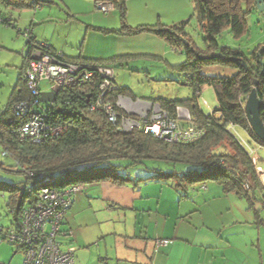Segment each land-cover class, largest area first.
Returning a JSON list of instances; mask_svg holds the SVG:
<instances>
[{
  "label": "trees",
  "instance_id": "16d2710c",
  "mask_svg": "<svg viewBox=\"0 0 264 264\" xmlns=\"http://www.w3.org/2000/svg\"><path fill=\"white\" fill-rule=\"evenodd\" d=\"M128 1L94 0L96 8L99 3L104 2L111 3L115 10L121 11L120 29H100V31L125 36L153 33L164 38L176 52L179 45L185 44L187 53L193 60L181 67V72L188 74V80L184 86L191 91L189 98L175 101L161 98L156 99L155 102L173 119H176L178 108L187 110L192 122L202 130V136L192 142L172 143L151 134H145L142 129H134L130 133L123 132L119 125L109 121L104 109H94L99 90V81L96 80L83 87L62 92L58 104L56 102L54 107L46 104L47 108H50L46 123L51 129L62 128L59 134H51L39 144L29 139H20L21 129L27 123V119L17 117L13 108L31 99V93L23 75L32 44L38 42L32 30L19 31L22 34L26 32L31 34L29 42L27 41L30 50L24 57L19 83L8 108L0 109V145L4 153L15 160L17 169L22 168L20 173L13 172L24 176V179L15 184L0 181V192L11 194L7 209L13 218L10 228L0 226L1 228H16L22 212L27 206L39 201L38 191L46 187L63 192L72 186L85 188L99 183L122 186L151 180L174 181L176 188L183 195L187 194L191 185L199 183L203 187L207 182H215L222 188L223 193L234 194L244 199L249 209L256 211L260 219L255 205L256 202H264V184L253 163V156L248 153V148L240 143V137L242 139L243 137L238 132V128L260 146H264L253 133L245 112L246 100L252 90L256 89L262 102L264 120V45L258 47L249 58L239 50L228 47L220 49L217 42V37L227 29L236 39H241L248 34L249 16L254 11L260 12L256 0H192L200 30L206 34L204 40L207 48L206 55L197 51L186 33L185 27L189 22H182L171 27L161 24L144 25L136 29L129 27L125 21ZM5 3L12 9L36 10L49 1L5 0ZM1 19L2 24L17 28V25L13 24L15 21L11 18ZM48 46L50 51L57 52L50 45ZM64 59H67L65 55ZM123 59L119 57L108 61L67 60L111 67L110 63ZM243 61L247 63V69L242 66ZM211 67L229 68L236 70L237 73L231 78H213L204 75L203 70ZM256 82L258 85L255 84ZM119 86L118 92L109 100L113 101L118 95H131L130 91L120 84ZM204 86L211 87L216 95L218 106L212 113L203 109L201 92ZM182 126H188V124L182 123ZM232 128H235L236 132ZM116 160L128 161L130 166H144L146 161L155 160L181 165L185 169L174 172H165L160 169L154 176L133 180L130 174L121 173L120 170L123 167L115 165L113 161ZM63 171H65L64 175H58ZM29 185H33L32 192H23L22 189ZM75 198L76 195L74 197L72 195L73 204ZM71 209L62 222L63 232H68L65 226ZM2 237L3 234H0V243H2ZM64 240L70 242L74 238L60 239L62 245Z\"/></svg>",
  "mask_w": 264,
  "mask_h": 264
},
{
  "label": "crops",
  "instance_id": "0c3cea01",
  "mask_svg": "<svg viewBox=\"0 0 264 264\" xmlns=\"http://www.w3.org/2000/svg\"><path fill=\"white\" fill-rule=\"evenodd\" d=\"M181 1L184 3L182 2L176 9L175 24L187 20V14L193 7L187 0ZM91 8L89 13L78 12L77 16L87 14L93 18L98 16L102 18L99 21L101 23L90 21V23L83 24L84 27L81 26L74 33L78 34L75 38L71 31L66 32V28L61 29L60 34L56 35L59 25L65 23L69 27L73 24L74 21H70L74 18L72 15L70 18L66 16L52 18L50 13L44 11L34 17L40 26L34 34L32 31V34L38 43L50 45L54 50L62 52L69 60L108 61L123 57V60L109 65L115 69L117 82L131 93V95H126L129 98L127 103L135 105L139 102V98L135 97L128 82L129 75L145 73L149 80H153L152 68L154 66L152 64L150 66L149 63H157L158 67L167 71L173 68L170 60L174 54L169 51V45L164 38L147 32L138 35L133 41H143L149 44V51L123 53L119 46L122 39H127L128 36L100 31V29H120L119 14L114 12L110 15L109 13L100 15L94 13ZM130 8L131 6L129 10ZM16 10L9 8L7 11H0V17L4 16L6 19L11 17L14 20L12 12ZM114 11L117 10L114 9ZM172 12L173 10L168 8L167 12L163 13L167 14L169 19ZM24 15L29 17L31 12L24 13ZM14 21L13 24L17 25L16 20ZM55 23L57 29L53 28V33L47 32L46 29ZM163 23V17L160 16L158 21L155 19L145 21L141 23V26ZM28 28L30 27L26 26L25 30ZM19 31L23 30L19 29ZM98 37L111 40L114 45L110 47L111 49L106 47L102 51L89 49ZM75 39L78 41L75 42ZM29 50L26 44L22 50L23 57L28 54ZM141 61L145 63L139 64ZM162 62H165V65ZM23 64L19 68L20 72ZM120 66L122 68L127 66V68L119 71L117 67ZM203 73L213 78H231L237 72L229 68L211 67L204 69ZM158 80L163 79L161 77ZM210 89L212 88L204 86L201 97L203 98ZM189 96L188 94V97L163 99L175 101L189 98ZM151 98L147 100L155 102L156 99H161L155 95ZM136 108H133V111L135 110L133 113L138 114L141 109ZM255 153L259 158L258 166L261 167L262 157L256 151ZM166 183L169 182L166 181ZM166 185L161 181L152 180L122 186L112 183L86 186L81 193L76 195L65 226L66 231L73 233L74 240L70 242L64 240L63 249L65 250L69 244L76 249V264H264L263 222L259 221L253 228L241 229L244 236L239 241L231 239V235L236 232L235 228H228L226 231L227 226L244 224L235 220L232 213L233 204L236 203L234 199L245 201L244 199L234 194L227 195L223 193L220 186H212L211 183L201 186L200 192L194 193L191 197L179 192L175 182L170 186L172 189ZM260 203L264 205V202L260 201ZM248 210L254 211L249 209V205ZM222 212L229 216L230 225L219 220ZM159 239L170 240L171 244L157 252L155 242ZM13 248L7 243H0V263L23 264V253ZM20 253L22 257L19 256Z\"/></svg>",
  "mask_w": 264,
  "mask_h": 264
},
{
  "label": "rangeland",
  "instance_id": "374dc122",
  "mask_svg": "<svg viewBox=\"0 0 264 264\" xmlns=\"http://www.w3.org/2000/svg\"><path fill=\"white\" fill-rule=\"evenodd\" d=\"M47 1H49V3L44 4L42 8L36 10L25 9L23 11L22 10L18 11L15 9L16 11L12 12V15H13V19L16 20L17 22V27H18L17 29L13 27H6L7 25L0 23V109L1 110H6L9 106L10 99L19 83V78H20L19 68L22 66L24 61L22 50L23 48H25L27 44V38L25 37L24 34L19 32V29L23 30L24 32L26 26H29L30 28H28L27 30H32L34 34L35 30H37V28H39L40 26L34 17H37V14L38 13L41 14L43 11L50 13L52 15V18H59L65 16L70 18L71 15L72 17H74L70 20L74 22L69 27H67L68 25L64 23L59 25L57 29L55 23V25H52V27L46 29L47 32L50 33L54 32L53 28L57 29V34H56L57 36L60 34L59 31H61V29L63 28H66L65 29L66 32L69 33V31H71L72 34H74L78 28H80L81 26L84 27L83 24L85 23H90V21H95V23H101L99 21L102 18H99L98 16H96V18L95 16L93 18L90 14H87L85 16H77L79 15L78 12L89 13L90 8L92 7L93 9L92 8L91 9L93 10L94 13H98L100 15H107L99 10H96L97 8L94 0H47ZM187 1L190 2V4H192V0H187ZM182 2L183 1L181 0H129L126 5L127 12H126L125 21L129 27L136 29L142 25L141 24L142 22L151 21L152 19L158 21V18L161 16L163 17V21H164V23L161 25L165 27H171L177 25L174 23V18L177 15L176 9L180 4H182ZM129 6H131L130 10H129ZM168 8H171L173 10L171 14V18L169 19L167 14L163 13L164 11L167 12ZM8 9L9 7H7L5 0H0V11L4 12L7 11ZM27 12H31V15H29V17L27 15H24V13ZM114 12H117V14H119V17H121V11L119 9L117 11L113 10L109 12V15ZM161 12L163 14H160ZM188 13L189 14H187L188 15L187 20L182 21V22H189V24L185 27V31L189 35V38L195 45L197 51H199L203 55H206L207 48L204 42L206 34L200 30L198 19L194 11V7H192ZM0 18L6 19L4 16H1ZM55 20L57 21V19ZM182 22H178V23H182ZM121 23L122 22L120 18V25ZM248 26H249L248 34L241 39H236L228 29L223 31V33L217 37L219 48L221 49L222 47H228L230 49L239 50L242 51L247 57L251 58L252 53L258 47L264 45V14H261L258 11L252 12V14L248 18ZM63 34L65 35L66 33ZM77 35L74 34V38ZM138 35L128 36L127 39L126 38L122 39V42L120 43L119 47L123 53H128L132 51H136V52L149 51L150 49L149 44H146L143 41H133V39L138 37ZM76 40L78 41V39H75V42ZM93 43L94 45H92V47L89 48V49H93V51L94 50L102 51V49L104 48L106 49V47L110 48L112 47V45H114L113 41L107 39H101L100 37L95 39ZM115 44L117 45L116 42ZM173 48H174L173 46L168 47L169 51L174 54V56L170 60L173 68L171 69L169 68L167 69V71H164L165 69L158 67L157 63L148 62L149 65L152 64L154 66V68H152L154 73L153 80H149L148 75L145 73H143L142 75L131 73V75H129L128 82L130 83L131 88L133 89V92L136 95L135 97L139 98V102H137V104L135 105L132 103L133 104L132 106V104L127 103L129 101V98L127 96H124L125 99L122 102V107L128 112V116L133 118L131 119L132 121L140 122L142 116L147 115L148 117H150L152 115H156L160 110H162L161 107L156 102L147 100V99H152L151 97H153L154 95L157 98H169V97H188V94L189 95L191 94L190 89L184 86V84L188 80V74L185 72H181V67L188 64L189 62H192L193 60L189 57L185 44L179 45L177 47L178 52H175ZM144 63H145L144 61H141V63L139 64L143 65ZM162 63L165 65V62ZM149 65L147 66L150 67L151 65L150 66ZM124 68L126 70L127 66L123 68L121 66L117 67L119 71H123ZM117 77L119 78V75H117ZM161 77L163 80L161 81L158 80ZM41 87L44 91H47L51 88V85L47 82H43ZM61 94L62 93L56 95V102L59 101ZM131 102H135V101H131ZM206 102L208 103V106ZM202 104H203V109L206 112H209L217 108L218 103L213 89L208 90L204 94L202 98ZM136 106L137 108L141 109L139 110L138 114L133 113L135 112V110L133 111V108H136ZM186 113L187 111L184 109L181 114L182 118H184ZM126 123H128L126 124L127 128L132 126L129 124L130 122H126ZM238 132L243 137V139L247 141L250 148L255 150L262 157L260 165L264 169V146L259 147L258 144L252 141L249 138V136L245 132L241 131L239 128H238ZM113 163L117 166L119 165L120 167H123L120 170L121 173H123V175L130 174L133 180H136L137 178L146 179L151 176H154L156 175V171L160 169L164 170L165 172H174L176 170L182 171L183 169H185L184 166L181 165H174L169 162H162L155 160L146 161L144 166L143 165L130 166L129 162L125 160H116L113 161ZM16 165L17 164L15 160L12 159L10 156L6 155L0 145V181L8 184H15L17 182H21L24 179V176L19 175L15 172L18 173L22 172V168L17 169ZM259 175L261 177H264V175L262 174ZM157 181H161L167 184L166 185L167 187L173 185L174 182L171 180L167 181L169 183H166V181H162V180H157ZM210 183L213 184L212 186H218L217 183L211 181L207 182L206 185H209ZM170 188L172 189V187ZM200 190H201V184L197 183L191 185L188 189L187 196L191 197L194 193L200 192ZM174 191L175 190H173V193H175ZM10 197H11L10 193L0 192V226L4 228H10L13 222L12 215L7 209V202L10 199ZM234 200H236L235 201L236 203L233 204V208H232V213L234 215V218L235 220L241 221L244 224L230 225L228 222L229 216H227L225 212L221 213V218L219 220L222 221V223H227L230 225V227L227 226L226 231L228 230V228L236 229V232L233 235H231V239L234 241H239L240 238L244 236L241 229L253 228L254 225L259 223V221L264 223V205L260 202H256V210L259 211V215H260V219H258L254 211L248 210V205L246 201H241L239 199H234ZM23 213L24 211L22 212L20 217H22ZM20 255L22 257V253H20L19 256ZM23 258H24V254H23Z\"/></svg>",
  "mask_w": 264,
  "mask_h": 264
},
{
  "label": "built area",
  "instance_id": "2783aa9c",
  "mask_svg": "<svg viewBox=\"0 0 264 264\" xmlns=\"http://www.w3.org/2000/svg\"><path fill=\"white\" fill-rule=\"evenodd\" d=\"M97 7L104 13L114 10L111 3L101 2ZM0 22H2L1 18ZM24 35L29 42L31 34L26 32ZM32 46L30 55L26 58L23 75L31 93V99L17 104L14 108L17 117L27 119V123L21 129L20 139H29L33 143L39 144L51 134L56 135L62 131V128L51 129L46 123L50 108H47L46 104L40 100L44 92H50L53 87H58L57 94H59L83 87L88 83L96 82V80L99 81V90L94 109H104L109 121L119 125L123 132L130 133L139 128L145 134H151L172 143L192 142L202 136V130L192 122L187 110L186 115L182 118L181 114L184 110L182 108L177 109L176 119L170 118L167 112L160 110L156 115L142 116L140 122L132 121L133 118L128 116V112L122 107L124 96H114L113 101L109 100L120 89L115 70L112 67L95 63L70 62L64 59L62 52L53 53L50 51L47 44L35 42ZM43 82L49 83L51 88L44 91L41 87ZM48 104L50 107L56 106V97L52 103ZM212 112L213 110H211ZM126 122H130L129 124L132 126L127 128L126 124L128 123ZM182 123H187L188 126H182ZM232 129L236 132L235 128ZM240 141L245 148H248V153L253 156V163L258 174L264 175V169L258 166L259 158L255 151L241 137ZM64 174L65 171L58 173V175ZM261 178L264 182V178ZM32 190L33 185L22 189L23 192L28 193H31ZM83 190L82 186H72L63 192L48 187L41 189L38 191L39 201L26 207L16 228L3 229L0 227V234H3L1 242L11 244L23 251V264H76V249L73 246H68L64 250L60 239L73 237L71 231H62V222L73 205L72 195L74 197ZM170 244V240H156L155 250L159 252Z\"/></svg>",
  "mask_w": 264,
  "mask_h": 264
},
{
  "label": "water",
  "instance_id": "95a60500",
  "mask_svg": "<svg viewBox=\"0 0 264 264\" xmlns=\"http://www.w3.org/2000/svg\"><path fill=\"white\" fill-rule=\"evenodd\" d=\"M256 4L259 11L263 13L264 0H256ZM242 66L246 69L248 68L247 63L245 61L242 62ZM255 84L258 85V82H256ZM58 92V87H53L50 92H44L40 98L41 102L44 104L52 103L55 100V97ZM245 112L253 133L264 144V120L262 118V102L258 97L256 89L252 90L246 100Z\"/></svg>",
  "mask_w": 264,
  "mask_h": 264
}]
</instances>
